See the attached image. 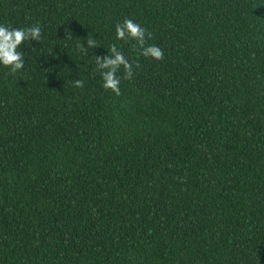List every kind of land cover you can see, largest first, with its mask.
Returning <instances> with one entry per match:
<instances>
[{
  "label": "trees",
  "instance_id": "obj_1",
  "mask_svg": "<svg viewBox=\"0 0 264 264\" xmlns=\"http://www.w3.org/2000/svg\"><path fill=\"white\" fill-rule=\"evenodd\" d=\"M0 24L42 33L0 67V264H264V0H0Z\"/></svg>",
  "mask_w": 264,
  "mask_h": 264
},
{
  "label": "clouds",
  "instance_id": "obj_2",
  "mask_svg": "<svg viewBox=\"0 0 264 264\" xmlns=\"http://www.w3.org/2000/svg\"><path fill=\"white\" fill-rule=\"evenodd\" d=\"M115 40L134 42L139 49V55L143 58L161 60L163 51L156 45L146 44V29L132 19H124L114 29ZM42 38L39 24L25 28H11L0 24V67L7 68L10 72L16 73L24 68L23 53L19 49L24 42H40ZM95 38H87L78 45L80 52L85 56L87 49L97 47ZM103 57L96 56L95 72L101 78V87L110 90L113 94H120L121 78L129 80L133 76V65L129 62L123 52L114 43L106 50ZM122 73V77H121ZM74 86L82 87L83 81L75 80Z\"/></svg>",
  "mask_w": 264,
  "mask_h": 264
}]
</instances>
